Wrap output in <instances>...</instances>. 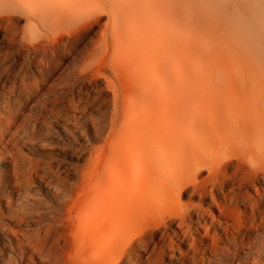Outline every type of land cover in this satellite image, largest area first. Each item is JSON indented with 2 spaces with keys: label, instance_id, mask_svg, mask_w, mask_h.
<instances>
[{
  "label": "bare ground",
  "instance_id": "1",
  "mask_svg": "<svg viewBox=\"0 0 264 264\" xmlns=\"http://www.w3.org/2000/svg\"><path fill=\"white\" fill-rule=\"evenodd\" d=\"M74 1L80 0H20L17 9L26 22L19 45L28 51L31 46L41 57L43 32L52 19L68 17L64 3ZM94 1L109 22L97 42L77 56L84 70L96 66L112 84L113 103L126 109L112 119L124 140L112 167L118 177L110 185L122 190L120 197L131 187L130 197L143 208L135 236L142 241L148 230L160 232L154 251L177 264L201 248L210 256L198 263L193 257L192 264H264V0L248 5L244 0ZM131 106L143 114L130 117ZM21 112L17 101L0 105V149L6 155L15 144ZM13 156L12 170L1 177L8 183L19 177ZM167 163L175 169H166ZM230 165L243 167L249 182L233 187L220 178ZM133 168L146 173L134 175ZM108 188L97 201L101 217L67 211L69 252L53 256L41 238L25 233L18 249L24 253L26 247L48 264H95L82 257L79 236L118 224L121 200ZM185 196L197 198L198 205L183 203ZM11 199L10 191L0 197V225ZM206 200L219 215L203 209ZM230 211L248 219L237 227L227 217ZM25 219L20 211L18 224ZM174 221L179 233L167 230ZM239 230H244V255L236 241ZM146 250L144 242L139 252ZM151 256L143 260L137 254L127 264H145Z\"/></svg>",
  "mask_w": 264,
  "mask_h": 264
},
{
  "label": "rangeland",
  "instance_id": "2",
  "mask_svg": "<svg viewBox=\"0 0 264 264\" xmlns=\"http://www.w3.org/2000/svg\"><path fill=\"white\" fill-rule=\"evenodd\" d=\"M248 1L251 2L244 0V4L248 5ZM19 2L0 0V105H12L14 101L22 105L15 144L8 155L0 149V197L8 191L12 193L0 225V264H48L42 256L31 255L28 248L22 249L24 253L18 249L17 240H23L24 233L32 240L41 238L53 256L69 252L67 211L101 217L97 201L108 187L121 200L116 206L120 220L116 226L103 230L83 231L79 236L84 244L82 257L96 261L95 264H127L137 254L143 260L151 254L152 259L145 264H177L174 258L167 260L170 256L162 257L159 249L154 251V244L161 241L160 232L148 230L140 235L142 241L135 236L141 231L139 219L143 208L130 197L131 187L120 197L122 190L110 185L112 178L118 177L112 167L114 157L123 153L124 140L120 127H112V119L116 113L123 115L126 109L113 103L112 84L96 71V66L92 67L94 70H84L77 56L97 42L108 17L94 0L64 3L69 15L62 20L52 19V25L42 34V48L46 52H40L39 57L37 52L32 53L31 46L28 51L19 45L26 22L17 9ZM96 10L100 15H94ZM135 107H129L130 117L143 114ZM219 148L225 151L222 145ZM13 154L17 156L19 177L10 178L8 183L7 177H1L12 170ZM166 169L173 170L175 166L167 163ZM133 173L143 176L146 169L133 168ZM220 178L233 187L249 182L244 168L235 165L224 167ZM182 202L195 206L199 203L197 198L188 196ZM209 204V200L204 201L203 209L210 210L213 216L219 215L218 210L208 208ZM20 211L26 216L22 225L18 224ZM227 217L237 227L243 218L248 219L239 220L233 211ZM179 227L174 221L167 230L179 233ZM236 241L244 245V230H239ZM144 242L147 250L139 252ZM103 245L108 248L106 251ZM188 249L182 245L183 251ZM205 252L208 250L201 248L189 257L198 263L204 255L210 256ZM240 252L244 255V246ZM191 258L184 264H192Z\"/></svg>",
  "mask_w": 264,
  "mask_h": 264
}]
</instances>
